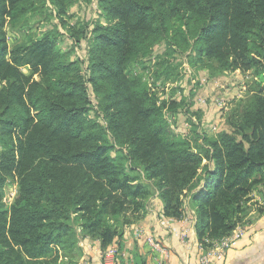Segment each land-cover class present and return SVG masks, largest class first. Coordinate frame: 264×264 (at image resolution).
Masks as SVG:
<instances>
[{
    "label": "trees",
    "instance_id": "16d2710c",
    "mask_svg": "<svg viewBox=\"0 0 264 264\" xmlns=\"http://www.w3.org/2000/svg\"><path fill=\"white\" fill-rule=\"evenodd\" d=\"M74 1L0 0V264H77L81 234L102 252L117 245L125 264L124 237L156 193L167 217L182 219L187 204L195 211L206 247L230 235L264 183V0H98L104 21L91 29L88 60L58 46L54 31L9 46L7 22L43 15L48 3L65 17ZM161 42L257 76L227 117L231 132L204 131L193 146L172 131L142 77L127 74Z\"/></svg>",
    "mask_w": 264,
    "mask_h": 264
},
{
    "label": "rangeland",
    "instance_id": "374dc122",
    "mask_svg": "<svg viewBox=\"0 0 264 264\" xmlns=\"http://www.w3.org/2000/svg\"><path fill=\"white\" fill-rule=\"evenodd\" d=\"M70 5L65 17L59 16L57 8L48 3L49 8L43 15L29 16L25 21L14 24L7 22L9 46L54 31L58 46L64 51L71 50L74 59L88 60L91 29L97 20L104 21L103 10L98 0H77ZM70 26H76V31H79V43L72 36ZM83 31L88 32L87 38L83 37ZM174 49L169 50L164 42L157 43L150 52L137 55L130 61L127 74L142 77L155 94L157 104L163 107L164 118L172 131L191 139L193 146L202 143L200 134L204 131L210 135L219 131L231 132L227 117L252 95L257 86V76L252 71L241 69L233 72L222 70L214 60L205 57L198 59L192 48L184 52ZM22 68L27 75L33 71L28 65ZM35 78L40 79L38 74H35ZM91 99L90 115L98 119V97L93 92ZM173 101L177 104L171 105ZM6 187L9 192L6 202L10 204L17 194V185L11 181ZM257 189L256 194L264 191L262 186L257 185ZM186 207L190 206L187 204ZM239 225L246 227L242 223Z\"/></svg>",
    "mask_w": 264,
    "mask_h": 264
},
{
    "label": "crops",
    "instance_id": "0c3cea01",
    "mask_svg": "<svg viewBox=\"0 0 264 264\" xmlns=\"http://www.w3.org/2000/svg\"><path fill=\"white\" fill-rule=\"evenodd\" d=\"M12 182H15L18 189L17 180L14 179ZM261 186L264 187V183L258 185V187ZM256 190L258 189L256 188ZM256 190L248 202L252 211L249 212L244 221L245 235L237 239L225 256L218 259L215 264H264V191L257 193V195ZM5 192L3 201L9 207L12 201L10 204L6 202V196L9 193L7 187H5ZM16 196L17 194L13 196V199ZM252 202L255 204L252 205ZM163 206V201L156 193L151 199L149 213L128 229L123 240L122 250L125 264H137L135 262L136 255L143 257L146 260L145 264H158L157 251L153 250L146 237L137 236L136 228H140L147 235L150 234L157 238L168 250L165 264H198L200 250L197 246L198 237L194 210L188 207L187 213L182 219L174 220L164 215ZM185 229L189 230V234L186 238H182L181 233ZM79 244L84 255L77 264H102L99 240L81 234Z\"/></svg>",
    "mask_w": 264,
    "mask_h": 264
},
{
    "label": "built area",
    "instance_id": "2783aa9c",
    "mask_svg": "<svg viewBox=\"0 0 264 264\" xmlns=\"http://www.w3.org/2000/svg\"><path fill=\"white\" fill-rule=\"evenodd\" d=\"M138 237H146L147 242L152 245L153 250L157 251V263L165 264V259L168 256V250L162 245V243L152 235L142 230L137 229ZM246 233V227L237 225V228L228 236L217 239L211 242V245L206 247L201 241L198 240V249L200 250L198 256V264H215L218 259L225 256L227 251L231 249L232 245ZM189 234V230H184L181 233L182 238H186ZM122 253L117 245L108 247L102 252V264H118V256Z\"/></svg>",
    "mask_w": 264,
    "mask_h": 264
}]
</instances>
